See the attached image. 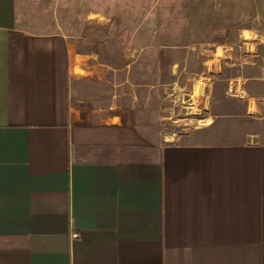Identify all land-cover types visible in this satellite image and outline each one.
<instances>
[{
	"label": "crops",
	"instance_id": "0c3cea01",
	"mask_svg": "<svg viewBox=\"0 0 264 264\" xmlns=\"http://www.w3.org/2000/svg\"><path fill=\"white\" fill-rule=\"evenodd\" d=\"M44 1L0 0V264H264L260 98L172 140L144 48L78 49Z\"/></svg>",
	"mask_w": 264,
	"mask_h": 264
},
{
	"label": "rangeland",
	"instance_id": "374dc122",
	"mask_svg": "<svg viewBox=\"0 0 264 264\" xmlns=\"http://www.w3.org/2000/svg\"><path fill=\"white\" fill-rule=\"evenodd\" d=\"M44 4H49L43 9L45 20L64 18V32L85 38L77 39L78 49L108 47L115 56L121 46L134 54L144 48L140 63H145L147 83L155 85L147 92V109L162 116L164 136L183 141L186 138L177 133L207 125L213 116L243 112L239 98L244 90L260 98L251 113L264 116V0H45ZM52 25L56 27V22ZM107 37L111 42L106 45ZM256 52L258 58L252 56ZM252 76L259 79H246ZM221 121L215 127H227ZM234 124L244 132L257 130L264 143V120Z\"/></svg>",
	"mask_w": 264,
	"mask_h": 264
}]
</instances>
